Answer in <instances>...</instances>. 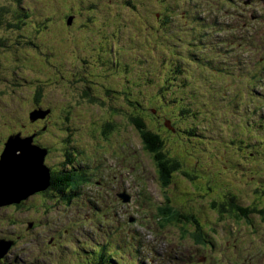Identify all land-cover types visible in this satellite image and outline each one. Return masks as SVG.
<instances>
[{"label": "rangeland", "instance_id": "374dc122", "mask_svg": "<svg viewBox=\"0 0 264 264\" xmlns=\"http://www.w3.org/2000/svg\"><path fill=\"white\" fill-rule=\"evenodd\" d=\"M223 4L0 0V154L10 136L36 127L31 111L49 110L39 125H47L46 164L60 183L59 168L74 172L77 191H40L22 207H0V238L23 237L7 258L96 264L104 247L114 264H140L131 251L144 252L145 264H264V0ZM237 6L244 12L234 21L245 34L257 25L259 44L243 47L233 39L228 46L219 24L233 33ZM21 44L30 49H17ZM182 107L192 112L186 119ZM134 116L179 160L165 189ZM92 133L98 142L108 139L110 149L94 152ZM92 152L96 162L87 159ZM112 184L128 188L132 201L114 197ZM143 185L146 202L136 200ZM166 196L195 221L159 222L156 207ZM237 205H251L249 218ZM194 226L209 245L194 241Z\"/></svg>", "mask_w": 264, "mask_h": 264}, {"label": "trees", "instance_id": "16d2710c", "mask_svg": "<svg viewBox=\"0 0 264 264\" xmlns=\"http://www.w3.org/2000/svg\"><path fill=\"white\" fill-rule=\"evenodd\" d=\"M224 4H223V8H225V5L227 3V0H223ZM171 11H167L165 12L164 16H167L168 13H170ZM210 24L213 23V21H209ZM227 24L224 23V21H222L219 26L222 27V30L225 29V31L227 32V36L231 37V41L233 39H235V41L239 42L242 41L243 47L247 44L252 45L255 40L252 38L253 36L251 34H243V33H238L236 31H234L233 33L230 32V30L228 29V27L226 26ZM242 29L244 30V26H242ZM235 30H237V28H235ZM226 36V34H225ZM227 40V38H225ZM244 40V41H243ZM141 39L138 40V43H140ZM235 41H233V43H235ZM227 43H229L228 46H230L231 42L227 41ZM144 45V44H142ZM237 45V44H236ZM21 46H25L27 47V49H30L29 46L27 45H23L21 44L20 46H17V49ZM18 52V50L16 51ZM27 55V53L23 54L24 58ZM174 60L171 61V65L174 64ZM180 61H177L175 64H179ZM19 65H21V61H18ZM165 64V63H164ZM165 79L167 80L166 76ZM168 83H164L163 84V88H168ZM179 87H182L181 85H179ZM181 99V98H179ZM167 102V101H166ZM45 109V108H44ZM190 111V109L188 108H181V113L182 115H185V119L188 117L189 113L187 115V113ZM55 113H56V108H55ZM61 118H65L67 117V114H62L60 115ZM48 120V116L46 117ZM168 120V117H167ZM166 120V123H167ZM173 120V118H172ZM132 121H134V125L136 126L137 130L141 132V136L146 144V146L144 147V149L150 154V156L152 157L155 166H156V170L158 173V180L161 183V186L165 189V187H168L170 184H172V178L175 175V173H177L180 169V163L179 160H176L173 155H170L169 152L166 153L165 151V139L162 138V136L160 134H154L152 133V129L146 124V122H144V118L141 116H134L132 117ZM174 122V121H173ZM172 126V127H171ZM170 127L173 130H178L176 126L171 125ZM194 132V130L192 128H186V133L190 134ZM94 133L90 134L91 137H84L85 139L89 138V140L94 141V143L92 144V146L94 147V152L99 151V150H103V149H110L109 146L105 143V140H101V141H97L96 138L93 136ZM104 134L106 135L107 132L105 131ZM39 146V145H37ZM42 146V145H41ZM39 146L41 149H45L47 147L44 148ZM48 149V148H47ZM87 159H91L93 162H96V157L94 156L93 152L92 153H88V158ZM73 160V159H72ZM72 160H70V162H72ZM91 162V161H90ZM182 164V163H181ZM99 164L95 163V166H98ZM60 171V178H61V183L60 181H58L56 179V175L51 171V178H50V185L47 189L41 191L43 193L48 194L49 192H51L53 189L56 190L57 192H65V191H69L68 195H72L75 192V184L76 181L74 179V172H68L65 170H61ZM54 172V170H53ZM186 176H189L191 179H193L194 177H191L188 173H184ZM63 182L64 185L62 184ZM264 188V186H263ZM125 190V189H124ZM140 193L142 195L145 196L146 200H149V196L147 194H145V186H143V188L141 189ZM264 198V197H263ZM150 203V202H148ZM253 203V201H252ZM13 205L16 206H23L25 204L24 200H21L20 202H14L12 203ZM11 205V204H9ZM214 206L216 205V202H214L213 204ZM8 206V205H7ZM175 209V211L173 210V207ZM222 207H224V205H221ZM233 205V200L228 201V207H232ZM251 205H247L245 207L241 206V205H237L235 207L239 208L240 211H243L244 216L246 218H249L250 213L248 211V208ZM2 207V206H1ZM156 218L159 222H161L162 224L164 223H168V224H174V223H182L185 224L187 222H194L195 218L194 215H190L191 213L188 212H183L180 209H178L173 203L172 200L170 199V197L166 196L165 201L158 205L156 207ZM132 217V216H131ZM192 224V223H191ZM193 226V224H192ZM148 228H150V226H147ZM195 229H198L197 226H194ZM34 228V227H33ZM32 228V229H33ZM204 233L202 230L198 229V234L195 233L194 234V241L197 243H201V245H209V241L207 240V238H205L203 236L202 233ZM162 234V233H160ZM1 239V238H0ZM5 239H11L14 240V245H17V242L22 240L23 237H21V235H18L16 237V239L13 238H5ZM211 244V243H210ZM213 246V244H211ZM13 246L11 249H13ZM155 248V245L151 246V250H153ZM104 252L102 250L99 251V257L96 258V264H106L107 259L105 258V255L103 254ZM144 254V252L141 251H131L130 255L133 257H139L142 256ZM142 258H146L144 255L142 256ZM4 259V258H3ZM144 260V259H143ZM135 260L132 259L131 262H134ZM131 264V263H130Z\"/></svg>", "mask_w": 264, "mask_h": 264}, {"label": "water", "instance_id": "95a60500", "mask_svg": "<svg viewBox=\"0 0 264 264\" xmlns=\"http://www.w3.org/2000/svg\"><path fill=\"white\" fill-rule=\"evenodd\" d=\"M74 15H69L67 24L71 25L74 20ZM49 113V110L42 111L35 109L30 112L32 121L42 119ZM33 136L22 137L20 133L10 136L5 143V147L0 155V207L20 202L27 199L29 196L47 189L50 185V169L44 163V158L47 153L46 149H41L32 144ZM17 165L26 166L32 170V175H27L22 180L27 178L30 182L20 188L18 183L14 181V174L11 173V168ZM44 172L43 177L39 175ZM5 173V174H4ZM12 176V177H11ZM125 201H129L128 196L121 194ZM33 227V222L29 223V229ZM52 242V239L50 240ZM14 245V240L0 239V263L9 253ZM34 264V263H31Z\"/></svg>", "mask_w": 264, "mask_h": 264}, {"label": "flooded vegetation", "instance_id": "af4514ba", "mask_svg": "<svg viewBox=\"0 0 264 264\" xmlns=\"http://www.w3.org/2000/svg\"><path fill=\"white\" fill-rule=\"evenodd\" d=\"M46 122H47V118H45V119H43V118L42 119H38V120H36L34 122L31 121V124L34 125V126H36V127H33L25 135H22L21 134V136L22 137L33 136V138H32V144L35 145L36 147L40 148L39 146L42 145L41 144V140L44 138V136L47 133V125H44L42 127H39V125L41 123H46ZM105 143L108 146H110V141L108 139L105 140ZM37 145H39V146H37ZM41 147H43V145ZM45 149L47 150V153H46L45 158H44V163L46 164V162L48 160V157H49V154H50V151L47 148H45ZM47 166L49 167V165H47ZM49 169H50V175H51V171H52V174L54 173L56 175L55 169H51L50 167H49ZM53 170H54V172H53ZM56 179L58 180L57 176H56ZM238 227H244V225L240 223L238 225ZM53 238H55V237H53ZM20 259H22V258H20ZM20 259H17L18 261H16V263H15V260H13L11 263L12 264H19L20 263ZM9 261H10V259L8 260V259L5 258V259L2 260L1 264H6Z\"/></svg>", "mask_w": 264, "mask_h": 264}, {"label": "bare ground", "instance_id": "6f19581e", "mask_svg": "<svg viewBox=\"0 0 264 264\" xmlns=\"http://www.w3.org/2000/svg\"><path fill=\"white\" fill-rule=\"evenodd\" d=\"M11 173H13L14 174V176H16V177H14V181H20L21 180V182H19L18 183V185H19V187L20 188H22V187H24L25 185H27L30 181L27 179V178H25L24 180H22L24 177H28L27 175H32L33 173H35V172H33L32 170H29V168L28 167H26V166H22V165H17V166H14L13 168H11ZM5 174V173H4ZM40 175V174H39ZM12 177V176H11ZM64 183L65 182H63L62 184L64 185ZM80 201V200H79ZM74 203H75V201H74ZM89 211L88 212H90V213H92L91 212V210H93V208H91V206H89ZM62 231H64V230H62ZM66 235V234H65ZM52 237V236H51ZM56 237V236H55ZM149 254V253H148Z\"/></svg>", "mask_w": 264, "mask_h": 264}, {"label": "clouds", "instance_id": "9594fccd", "mask_svg": "<svg viewBox=\"0 0 264 264\" xmlns=\"http://www.w3.org/2000/svg\"><path fill=\"white\" fill-rule=\"evenodd\" d=\"M66 23H67V19H66ZM0 155H1V154H0ZM97 183L100 184V181L98 180ZM143 186H146V185H143ZM143 186H141V187H143ZM35 194H36V193H35ZM33 195H34V194H33ZM31 196H32V195H31ZM29 197H30V196H29ZM29 197H28V198H29ZM130 202H131V201H130ZM130 202H129V203H130ZM106 203H107V202H106ZM107 205H108V203H107ZM105 220H106V219H105ZM107 221H108V220H107ZM156 226H157V225H156ZM157 228H158V226H157ZM158 229H159V228H158ZM50 240H51V239H50ZM53 240H54V238H52V242H53ZM49 242H50V241H49ZM52 242H50V243H52ZM200 245H201V244H200ZM11 250H12V249H10L9 253L11 252ZM101 250L104 252L103 254L105 255V249H104V247H103ZM99 251H100V250H99ZM99 251H98V255H99ZM9 253H8V254H9ZM5 258H6V257H5ZM5 258H4V259H5ZM105 258L107 259L106 256H105ZM2 260H3V259H2ZM2 260H1V262H2ZM107 262L110 263V264H114L113 261H111V260H109V259H107ZM0 264H1V263H0ZM6 264H8V262H7Z\"/></svg>", "mask_w": 264, "mask_h": 264}]
</instances>
